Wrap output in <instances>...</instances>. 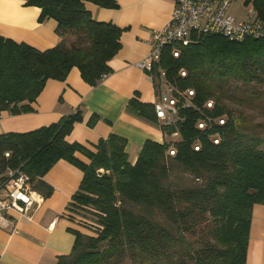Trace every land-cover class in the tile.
<instances>
[{
  "label": "trees",
  "instance_id": "trees-1",
  "mask_svg": "<svg viewBox=\"0 0 264 264\" xmlns=\"http://www.w3.org/2000/svg\"><path fill=\"white\" fill-rule=\"evenodd\" d=\"M245 4L264 20V0ZM27 5L41 9V23L57 22L59 43L41 51L0 35V113L33 112L47 82H64L73 68L97 87L113 72L109 63L122 48L125 29L96 21L89 9H118L115 0ZM177 49L180 58L173 56ZM160 66L181 91H195V108L181 109V139L173 142L168 136L175 127L160 124L155 104L133 98L128 111L167 135L164 143L147 141L135 164L126 139L116 135L94 150L69 143L67 136L83 121L80 111L48 127L0 135V173L21 170L44 198L53 188L43 178L58 162L84 174L65 214L80 230H71L72 252L56 264H247L253 210L264 205V135L252 117L233 116L225 100L249 107L264 101V40L194 33L186 47L167 46ZM151 75L159 81L157 69ZM232 82L238 85L230 92ZM211 100L215 109L209 114L226 118L219 145L196 127ZM98 119L93 116L89 126Z\"/></svg>",
  "mask_w": 264,
  "mask_h": 264
},
{
  "label": "crops",
  "instance_id": "crops-1",
  "mask_svg": "<svg viewBox=\"0 0 264 264\" xmlns=\"http://www.w3.org/2000/svg\"><path fill=\"white\" fill-rule=\"evenodd\" d=\"M28 1L0 0V35L41 51L54 48L59 43L57 22L48 19L41 23V9L27 5ZM115 1L118 9L89 6L96 21L125 29L122 48L109 63L113 72L97 87L86 83L78 68H73L64 82L49 80L33 104V112L2 113L0 135L48 127L80 111L83 121L76 123L67 136L69 143L94 150L101 140L116 135L126 139V151L135 164L147 141H167L159 125L130 113L128 105L136 97L150 104L158 100V80L137 65L150 53L153 31L170 22L175 0ZM243 6L250 11L243 10ZM252 12L245 0H235L230 7L237 20L247 19ZM93 116L99 119L90 127ZM83 176L77 167L60 161L43 178L53 188V194L44 198L29 217L0 213V264H56L59 257L72 252L76 237L71 230L80 229L65 214ZM247 264H264V205H256L253 210Z\"/></svg>",
  "mask_w": 264,
  "mask_h": 264
},
{
  "label": "built area",
  "instance_id": "built-area-1",
  "mask_svg": "<svg viewBox=\"0 0 264 264\" xmlns=\"http://www.w3.org/2000/svg\"><path fill=\"white\" fill-rule=\"evenodd\" d=\"M235 0H175V9L170 22L161 30H155L150 41V53L137 66L149 74L155 69L159 73L158 100L155 103L157 118L163 126H173L175 131L168 137L173 142L181 139L179 126L185 121L181 109L195 108L194 90L181 91L169 82L166 70L160 66L163 50L170 45L179 44L183 47L192 42L194 33L202 35H220L231 41H244L248 38L264 40V20L255 12L245 20H237L230 13V7ZM181 51L175 50L173 56L180 58ZM182 77L187 72H180ZM207 113L197 123L200 131L207 133L215 145H219L221 134L219 127L226 124L225 116L214 117L211 112L215 102L208 101L205 105ZM2 113H0V119ZM211 133V134H209ZM167 136V135H166ZM195 151L202 148L200 142L194 144ZM176 155V149L169 151ZM7 157L10 154H6ZM44 197L33 189L30 177L21 170H6L0 173V213H18L29 217L30 212L39 207Z\"/></svg>",
  "mask_w": 264,
  "mask_h": 264
},
{
  "label": "rangeland",
  "instance_id": "rangeland-1",
  "mask_svg": "<svg viewBox=\"0 0 264 264\" xmlns=\"http://www.w3.org/2000/svg\"><path fill=\"white\" fill-rule=\"evenodd\" d=\"M242 9L250 11V9L245 6H243ZM236 85L238 84L235 82L231 83L232 88H230L231 90L230 92H232V90L235 88ZM261 90L264 91V88H261ZM225 104L231 110L233 116L237 117V115L240 113L247 115V117H252L251 120H253L254 124H260L261 127L259 131L264 135V101L255 103L251 105V107L239 106L236 103L230 102L229 100H225Z\"/></svg>",
  "mask_w": 264,
  "mask_h": 264
}]
</instances>
